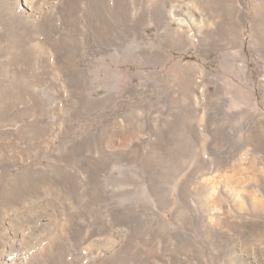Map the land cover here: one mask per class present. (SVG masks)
Here are the masks:
<instances>
[{
	"label": "rangeland",
	"instance_id": "obj_1",
	"mask_svg": "<svg viewBox=\"0 0 264 264\" xmlns=\"http://www.w3.org/2000/svg\"><path fill=\"white\" fill-rule=\"evenodd\" d=\"M0 264H264V0H0Z\"/></svg>",
	"mask_w": 264,
	"mask_h": 264
},
{
	"label": "bare ground",
	"instance_id": "obj_2",
	"mask_svg": "<svg viewBox=\"0 0 264 264\" xmlns=\"http://www.w3.org/2000/svg\"><path fill=\"white\" fill-rule=\"evenodd\" d=\"M5 13V12H4ZM6 15V14H5ZM11 20V19H10ZM166 29V28H165ZM168 31V30H167ZM164 32H166V30L164 31ZM168 33V32H167Z\"/></svg>",
	"mask_w": 264,
	"mask_h": 264
}]
</instances>
